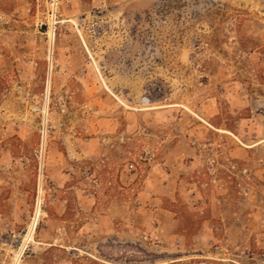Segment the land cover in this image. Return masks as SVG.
<instances>
[{
    "label": "rangeland",
    "instance_id": "rangeland-1",
    "mask_svg": "<svg viewBox=\"0 0 264 264\" xmlns=\"http://www.w3.org/2000/svg\"><path fill=\"white\" fill-rule=\"evenodd\" d=\"M0 264H264V0H0Z\"/></svg>",
    "mask_w": 264,
    "mask_h": 264
},
{
    "label": "bare ground",
    "instance_id": "bare-ground-1",
    "mask_svg": "<svg viewBox=\"0 0 264 264\" xmlns=\"http://www.w3.org/2000/svg\"><path fill=\"white\" fill-rule=\"evenodd\" d=\"M53 38H54V37H53ZM53 40H54V39H53ZM52 42H53V41H52ZM49 87H50V86H49ZM46 109H47V108H46ZM44 111H45V110H44ZM47 112H48V110L45 111V114H46V115H47ZM39 205H40V204H39ZM39 209H40V208H39ZM38 211H40V210H38ZM37 220H38V219H37ZM34 223H36V221H35ZM34 223H33L32 227H31L30 233H29V234L27 233V234H28V237H27L28 241H30L29 238L32 236V235H31V232H32V231L34 232V229H33V228H34ZM29 229H30V228H29ZM32 229H33V230H32ZM31 241H32V240H31ZM27 243H29V242H27ZM16 261H17V260H16ZM18 261H19V260H18ZM16 263H17V262H16Z\"/></svg>",
    "mask_w": 264,
    "mask_h": 264
},
{
    "label": "water",
    "instance_id": "water-1",
    "mask_svg": "<svg viewBox=\"0 0 264 264\" xmlns=\"http://www.w3.org/2000/svg\"><path fill=\"white\" fill-rule=\"evenodd\" d=\"M43 29H44V30L47 29V26H46V25H43ZM143 100H144L145 102H147V103H150V102H151V99L148 98V97H144Z\"/></svg>",
    "mask_w": 264,
    "mask_h": 264
}]
</instances>
